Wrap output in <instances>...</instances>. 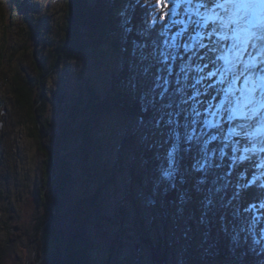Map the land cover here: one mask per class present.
Wrapping results in <instances>:
<instances>
[{
  "label": "rangeland",
  "instance_id": "1",
  "mask_svg": "<svg viewBox=\"0 0 264 264\" xmlns=\"http://www.w3.org/2000/svg\"><path fill=\"white\" fill-rule=\"evenodd\" d=\"M151 2V14L167 30L165 41L180 45L183 39L182 44L191 47L198 41L197 50L189 53L192 63L185 65L190 77L187 83L194 84L198 75L207 77L209 71H216L209 66L197 74V64L204 65L199 61L193 63V52L211 55L214 59L221 57L216 60L217 68L222 69L220 74L205 78L195 89H188L193 96L185 106L188 134L198 140L203 138L197 158L202 157L204 162L208 157L210 124L221 123L226 130L234 131L231 134L243 153L237 171L238 193L233 195L230 188V195L224 199L229 204L225 215L228 229L232 233L242 230L261 245L264 242V92L259 89L253 94L241 86L244 77L233 78L241 71V65L234 62L236 57L230 47L222 46L215 53L208 51L224 32L209 37L210 28L194 31L192 21L200 17L186 15L184 5L177 8L171 0H167L166 7L158 0ZM66 10V0H0V264H32L36 244L30 242L28 235L15 236L16 224L34 235L44 213L40 192L46 175V159L31 133L25 110L17 102L13 85L17 73L35 79L38 65L46 68L54 59L55 47L65 33ZM201 13L205 18L211 16L203 9ZM127 29L118 28L101 44L85 37L86 51L81 57L61 62L48 76L45 117L52 121L57 135L67 129L70 112L79 96L83 106L90 97L88 88L105 96L113 75L123 71L132 50V43L128 48L125 46ZM200 43L206 47L200 48ZM180 49L173 51L180 54ZM243 59L247 61L248 57ZM225 67L231 70L223 72ZM184 84L182 77L181 85ZM129 90L138 95L130 87ZM90 116L94 115L88 112L79 116L68 127L70 133L62 151L70 162L73 176L62 198L56 223L62 241L74 238L76 226L82 224L84 247L94 264H166L164 256L168 264H241L235 258L208 260L214 245L202 225L194 220L195 209H200L198 200H193L181 215L176 202L167 204L163 187L154 191L158 179L163 180L160 174L163 162L160 159L159 166L154 167L143 159L142 150L149 142L141 135L140 119L128 117L120 108L96 116L95 132L101 145L90 149L88 162L79 129ZM152 150L157 155V150ZM132 167L141 172L143 183L134 182ZM47 173H51L50 168ZM101 185L104 186L101 206L94 207L87 199ZM222 190L224 194L225 189ZM220 225L223 230L221 220ZM40 236L43 238L44 232ZM158 238L167 246L154 256L145 240ZM45 257V251L41 250L36 264H42Z\"/></svg>",
  "mask_w": 264,
  "mask_h": 264
},
{
  "label": "trees",
  "instance_id": "2",
  "mask_svg": "<svg viewBox=\"0 0 264 264\" xmlns=\"http://www.w3.org/2000/svg\"><path fill=\"white\" fill-rule=\"evenodd\" d=\"M67 20L65 21V33L62 40L56 45L54 59L51 60L48 67L44 68L41 64L37 67L38 77L32 78L29 76L16 74L13 92L21 109L25 110L28 122L31 124L30 130L32 135L38 141L39 149L45 156V178L44 184L40 192V202L44 207V213L37 224V231L34 235H29L27 229L22 228V225L16 224L18 229L15 236L28 235L32 244H36L34 256L31 260L32 264H36L41 258V250L45 251V258L42 264H94L90 253L84 247V238L82 236V224L76 226L74 238L68 241H62L56 229L59 212L61 210L62 198L66 190L72 182L73 176L69 160L63 156L62 151L66 147V141L69 135L68 127L79 117L91 112L93 117H86L80 124L79 132L85 142L86 160L90 162L92 147H98L100 139L95 132L98 115L112 112L115 108H120L126 112V115L132 119H141L144 116L143 101L135 93L131 94L128 83L130 72L127 63L124 64V69L112 77L110 88L105 96L97 91L88 88L90 97L84 101L80 96L70 112L71 120L68 121L67 129L63 130L60 135L54 131V126L49 118H46V84L48 76L55 71L66 60H78L86 51L85 37H89L96 44H101L108 41L110 33L115 32L118 28H131L126 36L125 46L128 48L133 40L140 39L139 33L147 34V38H156L162 47L167 39V30L157 17H153L151 0H66ZM152 15V16H151ZM116 26V27H115ZM163 33V35H161ZM183 39L180 45H183ZM198 41L191 47V50L196 51ZM116 44V43H115ZM181 53L177 60L173 63V82L177 78L182 81L183 75L180 74L181 65L192 63L189 53L185 54L181 47ZM179 57H184L181 60ZM190 59V60H189ZM46 64V62L44 61ZM180 86H182L180 84ZM131 88V87H130ZM60 97V102L63 101ZM62 103L60 110H62ZM184 124V123H181ZM211 131L208 141L207 162L210 167L212 178L216 180V185L224 188L221 189V202L223 207L220 208L218 214L209 224L200 222V209L194 211V220L202 225L205 233L211 238L214 245V250L211 255H208V260L215 258L229 259L235 258L241 264H264V242H258L254 237L246 236L242 230L232 233L220 229V217L225 216L228 211V200L225 201L227 194L230 195V188L233 190V195L238 193L237 171L240 157L243 150L239 147L238 142L234 141L235 137L231 132L224 128L221 123H211L209 127ZM181 133V141L186 134L188 128H178ZM54 137L56 141L53 142ZM196 137V136H194ZM203 139V138H202ZM202 139L194 141L198 143ZM90 152V153H89ZM141 152V151H140ZM138 152V154L140 153ZM143 159L154 167L159 166L160 159L154 154V150L145 145L143 150ZM141 156V154H140ZM109 164V161L107 162ZM190 163L186 160L185 164ZM51 169V173L47 171ZM134 182L143 183L141 172H136V167H132ZM112 179V178H111ZM114 179H112L113 181ZM233 186V187H232ZM103 185H101L93 196L88 197L87 201L91 202L94 207L101 206V196L103 194ZM232 195V196H233ZM167 204L175 203L176 194L171 192L166 194ZM235 197V196H233ZM196 200V199H194ZM228 217V216H226ZM191 225H194V222ZM44 232L43 238L40 234ZM243 233V234H242ZM237 234V236L235 235ZM235 237V239H234ZM44 242L42 243V240ZM145 242L153 250L154 256L160 252L163 246H167L160 238L156 241L152 239ZM62 243H65L64 247ZM51 246V248H50ZM63 248V249H62ZM63 250V251H62ZM163 261L168 264L167 257H163Z\"/></svg>",
  "mask_w": 264,
  "mask_h": 264
},
{
  "label": "snow or ice",
  "instance_id": "3",
  "mask_svg": "<svg viewBox=\"0 0 264 264\" xmlns=\"http://www.w3.org/2000/svg\"><path fill=\"white\" fill-rule=\"evenodd\" d=\"M175 7L184 5L186 15L200 17L192 21L193 30L210 28L209 37L221 32L224 35L218 40L209 52L215 53L222 46L230 47L236 53L235 63L241 65V71L234 75V79L244 77L246 81L251 77L264 82V24L260 22V9L264 6V0H171ZM162 6H167V0H158ZM201 9L211 13L205 18ZM168 15V13H165ZM212 21V23H209ZM187 27L183 31H187ZM127 31L131 32L129 28ZM163 35V33H161ZM140 39L133 40L127 67L130 72L129 86L143 101L144 116L139 125L143 139L149 142V147L157 150V156L163 163L160 165V174L163 180L158 179L154 191L163 190L176 194L177 211L183 215L187 206L198 200L200 206V222L209 224L223 207L220 197L221 188L216 186V180L210 173L211 165L202 157L198 159L202 151L197 140L191 134H186L183 143L180 127L188 128L187 108L188 100L193 96L188 92L189 88L195 89V85L202 83L205 78L220 74L222 69L217 68L216 60L221 57L200 55L192 53L197 64V74L203 73L205 67L215 68L209 71L207 77L198 75L194 84L187 83L190 79L188 70L184 65L180 67V74L185 81L180 86L179 78L173 82V63L179 56L178 50L183 48L185 54L191 52V46L169 44L164 42L161 47L156 38H147L146 33H139ZM200 48H205L203 43ZM244 56L248 60L243 59ZM181 60L184 57H179ZM207 61V63H205ZM231 69L225 67L223 72ZM254 84V81H253ZM257 87L254 84L253 91ZM196 95H199L196 92ZM199 113H197L198 115ZM185 121L181 124V121ZM188 160L190 163L185 164ZM166 164V167L164 166ZM198 177V178H197ZM166 181V183H165ZM222 227L227 231V217L221 216ZM235 239V237H234Z\"/></svg>",
  "mask_w": 264,
  "mask_h": 264
},
{
  "label": "bare ground",
  "instance_id": "4",
  "mask_svg": "<svg viewBox=\"0 0 264 264\" xmlns=\"http://www.w3.org/2000/svg\"><path fill=\"white\" fill-rule=\"evenodd\" d=\"M260 22H261L262 24H264V6H262L261 9H260ZM234 57H236V53H235V52H234ZM241 83H242V84H241L242 87L248 88V89H249L250 91H252V92H254V91H253L254 84H255V86L257 87V90L259 89V88H258V84H256L255 82H254V84H253V81H251V80L246 81V80L244 79ZM197 131H198V129H197Z\"/></svg>",
  "mask_w": 264,
  "mask_h": 264
},
{
  "label": "water",
  "instance_id": "5",
  "mask_svg": "<svg viewBox=\"0 0 264 264\" xmlns=\"http://www.w3.org/2000/svg\"><path fill=\"white\" fill-rule=\"evenodd\" d=\"M1 126V125H0Z\"/></svg>",
  "mask_w": 264,
  "mask_h": 264
}]
</instances>
